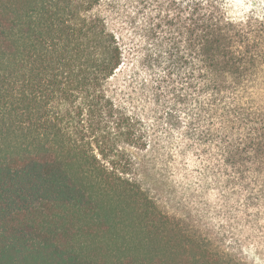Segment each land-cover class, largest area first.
I'll list each match as a JSON object with an SVG mask.
<instances>
[{"label":"trees","instance_id":"obj_1","mask_svg":"<svg viewBox=\"0 0 264 264\" xmlns=\"http://www.w3.org/2000/svg\"><path fill=\"white\" fill-rule=\"evenodd\" d=\"M151 1L136 50L155 109L138 114L112 84L114 0L107 15L103 0H0V264H245L133 173L167 159L217 189L219 216L264 231V20Z\"/></svg>","mask_w":264,"mask_h":264},{"label":"rangeland","instance_id":"obj_2","mask_svg":"<svg viewBox=\"0 0 264 264\" xmlns=\"http://www.w3.org/2000/svg\"><path fill=\"white\" fill-rule=\"evenodd\" d=\"M108 1L103 0L100 7L103 15L108 14ZM219 4L232 20H264V0H219ZM142 7V12H138ZM155 7L156 3L151 0H114L113 16L109 19V23L124 41L126 57L124 66L116 74L112 84L121 86L122 92L118 93V99L129 107H134L138 114H141L142 109H145L146 114L155 109L149 91L154 75L140 67L142 51L136 50V46L143 42L140 25L144 23L146 12ZM143 116L147 117V122H152L150 115ZM128 153L139 163L138 158L141 156L138 157L132 150H128ZM186 165L187 170L182 167L181 161L177 160L173 164L167 159L166 163L158 161L154 167L138 166L133 173L164 212L198 225L243 263L264 264V231L252 229L241 221L228 222L219 216L217 206L220 205V199L217 189L206 187L199 177V171L193 168L194 164L189 159Z\"/></svg>","mask_w":264,"mask_h":264}]
</instances>
